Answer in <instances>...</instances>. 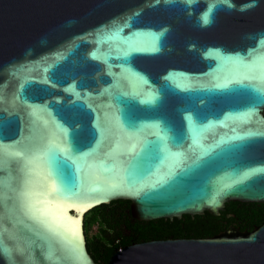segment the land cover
Segmentation results:
<instances>
[{
    "label": "water",
    "instance_id": "95a60500",
    "mask_svg": "<svg viewBox=\"0 0 264 264\" xmlns=\"http://www.w3.org/2000/svg\"><path fill=\"white\" fill-rule=\"evenodd\" d=\"M262 59L264 0H0V264H98L84 216L117 199L141 221L264 204ZM107 264H264V222Z\"/></svg>",
    "mask_w": 264,
    "mask_h": 264
},
{
    "label": "trees",
    "instance_id": "16d2710c",
    "mask_svg": "<svg viewBox=\"0 0 264 264\" xmlns=\"http://www.w3.org/2000/svg\"><path fill=\"white\" fill-rule=\"evenodd\" d=\"M229 215H233L242 232H250L264 222V204L231 201L218 216L206 211L195 216L141 221L133 215L130 200L117 199L88 210L84 230L90 250L98 258H105L106 263L116 250L137 242L216 236L225 231L222 224ZM107 244L111 245L109 250L103 249L102 245Z\"/></svg>",
    "mask_w": 264,
    "mask_h": 264
},
{
    "label": "snow or ice",
    "instance_id": "6c2138e0",
    "mask_svg": "<svg viewBox=\"0 0 264 264\" xmlns=\"http://www.w3.org/2000/svg\"><path fill=\"white\" fill-rule=\"evenodd\" d=\"M211 7L209 10L202 16V22L207 24L209 22V17L211 15ZM260 68L264 69V59H262V62L260 64ZM250 79H258L264 81V71H261L260 76L253 75L250 77ZM250 91L256 95V97L260 100V102L264 103V88L257 87L256 85H250ZM68 207H75L77 211H83L86 210L88 206H77V205H68ZM73 228H72V235L73 238L77 235V229H78V221H73ZM75 250V249H74Z\"/></svg>",
    "mask_w": 264,
    "mask_h": 264
},
{
    "label": "flooded vegetation",
    "instance_id": "af4514ba",
    "mask_svg": "<svg viewBox=\"0 0 264 264\" xmlns=\"http://www.w3.org/2000/svg\"><path fill=\"white\" fill-rule=\"evenodd\" d=\"M263 114H264V111H263ZM233 218V215H229L227 216L225 219H224V222L222 224V227L225 228V231H228V230H231V231H241V227L232 219ZM242 232V231H241ZM223 233V232H222ZM86 242H87V249L89 251V253L91 254V256L93 257V259L98 263V264H101V263H104L105 262V258L103 259L102 257L101 258H98L96 256V254H94L91 250H90V247H89V243H88V240L86 239ZM111 247V245H102V248L103 249H107L109 250V248ZM97 257V258H96ZM109 261V260H108ZM108 262L104 263V264H107Z\"/></svg>",
    "mask_w": 264,
    "mask_h": 264
},
{
    "label": "rangeland",
    "instance_id": "374dc122",
    "mask_svg": "<svg viewBox=\"0 0 264 264\" xmlns=\"http://www.w3.org/2000/svg\"><path fill=\"white\" fill-rule=\"evenodd\" d=\"M92 231H93V232H95L96 230H95V229H93Z\"/></svg>",
    "mask_w": 264,
    "mask_h": 264
},
{
    "label": "bare ground",
    "instance_id": "6f19581e",
    "mask_svg": "<svg viewBox=\"0 0 264 264\" xmlns=\"http://www.w3.org/2000/svg\"><path fill=\"white\" fill-rule=\"evenodd\" d=\"M86 210H87V209H86ZM86 210H85V211H86ZM85 211H84V212H85ZM84 212H83V213H84ZM82 217H83V216H82ZM81 221H82V219H81Z\"/></svg>",
    "mask_w": 264,
    "mask_h": 264
}]
</instances>
